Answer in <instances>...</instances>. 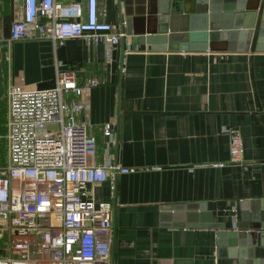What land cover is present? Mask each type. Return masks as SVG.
<instances>
[{
	"label": "crops",
	"instance_id": "crops-1",
	"mask_svg": "<svg viewBox=\"0 0 264 264\" xmlns=\"http://www.w3.org/2000/svg\"><path fill=\"white\" fill-rule=\"evenodd\" d=\"M55 1L81 3L87 15L89 0ZM242 3L257 9L254 19L245 20V26L255 24L251 34L221 31L227 36L214 49L182 50L186 45L178 44L168 51L133 43L120 0H97L100 21L126 34L112 49L83 38L63 45L34 37L10 41L11 23L21 19L23 8L19 0H0L4 131L9 86L54 88L63 72H74L80 83L100 82L88 91L89 110L82 116L98 144L91 162L133 169L116 175L113 184L83 191L86 199L113 205L109 264H239L220 254L217 231L202 227L205 220L198 227L179 225L162 209L205 204L212 222L228 227L243 214L264 213V0ZM107 125L111 136L105 135ZM226 128L240 131L245 166L230 163ZM255 244L259 262L264 236Z\"/></svg>",
	"mask_w": 264,
	"mask_h": 264
},
{
	"label": "built area",
	"instance_id": "built-area-1",
	"mask_svg": "<svg viewBox=\"0 0 264 264\" xmlns=\"http://www.w3.org/2000/svg\"><path fill=\"white\" fill-rule=\"evenodd\" d=\"M21 19L14 20L9 40L49 39L63 45L83 38L110 49L126 37L100 21L97 0L81 3L23 0ZM100 82H78L63 72L54 88L6 92L5 158L0 161V240L7 247L0 264H109L114 242L113 205L83 197L89 185L115 182L133 169L94 165L97 140L82 116L89 110L87 93ZM230 163L245 166L239 130L226 128ZM112 127L105 126L111 136ZM223 167L225 164H217Z\"/></svg>",
	"mask_w": 264,
	"mask_h": 264
},
{
	"label": "water",
	"instance_id": "water-1",
	"mask_svg": "<svg viewBox=\"0 0 264 264\" xmlns=\"http://www.w3.org/2000/svg\"><path fill=\"white\" fill-rule=\"evenodd\" d=\"M243 0H120L121 11L125 16L127 36L134 44L149 45L153 50L177 51L178 44L186 45L182 50L214 49V43L227 35L221 31L239 36V30L251 34L255 24L246 25V18L256 16V8H246ZM23 4V0H19ZM121 26L123 16L121 14ZM244 25V26H243ZM264 28V24H262ZM225 33V32H224ZM264 31L260 32V40ZM176 45V46H175ZM176 47V48H175ZM182 47V46H181ZM184 47V46H183ZM4 48L1 49L0 61V99L3 97L2 63ZM264 204V203H263ZM165 219L188 226H200V219L205 220L202 227L217 231L220 254L227 252L229 258L240 259L239 264H264L254 258L253 247L256 239L261 240L264 233V213L245 215L241 221L235 219L231 227L227 224H215L212 216L206 212L205 204L167 205L163 207ZM264 211V205L262 206ZM202 221V220H201ZM203 222V221H202ZM208 223V224H207ZM241 247V248H240ZM246 247L247 250H244Z\"/></svg>",
	"mask_w": 264,
	"mask_h": 264
},
{
	"label": "trees",
	"instance_id": "trees-1",
	"mask_svg": "<svg viewBox=\"0 0 264 264\" xmlns=\"http://www.w3.org/2000/svg\"><path fill=\"white\" fill-rule=\"evenodd\" d=\"M3 104L0 102V137L4 134V129L2 126L3 123ZM3 140L0 139V161H4V155H5V145H3Z\"/></svg>",
	"mask_w": 264,
	"mask_h": 264
},
{
	"label": "rangeland",
	"instance_id": "rangeland-1",
	"mask_svg": "<svg viewBox=\"0 0 264 264\" xmlns=\"http://www.w3.org/2000/svg\"><path fill=\"white\" fill-rule=\"evenodd\" d=\"M3 143H4V141H3ZM3 145H5V144H3ZM6 243H7V239L6 238H3L2 240H0V255H4V252H3L4 250L3 249H5L7 247Z\"/></svg>",
	"mask_w": 264,
	"mask_h": 264
}]
</instances>
